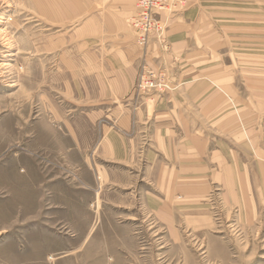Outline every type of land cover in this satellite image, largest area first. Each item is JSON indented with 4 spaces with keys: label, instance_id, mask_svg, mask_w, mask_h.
<instances>
[{
    "label": "rangeland",
    "instance_id": "obj_1",
    "mask_svg": "<svg viewBox=\"0 0 264 264\" xmlns=\"http://www.w3.org/2000/svg\"><path fill=\"white\" fill-rule=\"evenodd\" d=\"M94 1L0 0V264H264V0H135L122 102L203 139L207 172L158 189L143 140L128 196L96 167H120L98 154L103 128L130 135L108 117L76 123L110 77L91 65L110 70L91 58L88 20L104 36L109 16ZM176 152V170L191 164ZM153 195L175 201L158 215Z\"/></svg>",
    "mask_w": 264,
    "mask_h": 264
},
{
    "label": "crops",
    "instance_id": "obj_2",
    "mask_svg": "<svg viewBox=\"0 0 264 264\" xmlns=\"http://www.w3.org/2000/svg\"><path fill=\"white\" fill-rule=\"evenodd\" d=\"M103 1L107 2L105 8L98 9ZM90 4L92 5L91 1L89 2V8ZM94 5L97 6V11L109 12V16H107L104 23V36H101L102 32H99L102 30L103 25L99 23L97 16H93L94 18L91 17L88 20V33L90 34L93 31L95 33L94 38L89 36L88 40L91 42V45H96L91 58L100 62L103 60L105 64L110 65V70H104L101 65L96 62L94 64L92 60L91 65L95 75H108L110 77L108 81L105 79L97 80V83L100 84V87L97 88V92L99 93L97 98L102 99V101L88 104V114L86 116L80 115L81 119L77 120L76 123L87 122L95 126L99 119L108 117L116 121L121 131L130 135L125 137L119 131H115V129L110 127L103 128L102 135H100L101 142L98 154L104 158L105 163L111 164L110 166L120 165V167L115 169V171L108 168L99 170L96 167V171L103 174L105 180H109L108 184L121 189V194L125 193L128 196V193L125 191L143 179L144 170L142 165L138 163L134 166L136 162L135 157L137 158L139 155L142 141L149 140L150 143L146 154L147 157L150 156L151 158V164L148 165L151 169L147 172L151 173L152 181L157 183L158 189L161 186L166 187L167 184L172 182L174 185L176 173H178L177 178L181 177L180 179L183 180L188 179L187 176H195L204 181L206 179L204 174L207 172V167L203 159V152L206 150V143L203 139L200 137L193 138L190 131L186 133L184 125L176 128L171 124L170 120L163 121L161 125L159 116H164V113L153 112L152 109L151 111H144V113L137 112L133 115L130 108L122 102V99L127 97L131 91L136 78L135 69L132 67L130 61H136L140 54L134 45L133 35L126 23V18L135 6V0H95ZM72 17H75L74 14ZM92 27L94 30H92ZM83 29L84 24L79 30ZM185 43L186 39L185 42H182L184 50H186V47L187 49L190 48L192 41L189 38L187 46H185ZM115 60L123 61L125 65L120 64L117 67L114 62ZM198 102H195V106H197ZM191 104L187 103L186 107H191ZM163 106L167 107L168 105L165 103ZM150 114L151 120L149 119ZM179 133L180 135L178 136ZM97 137H99V133L94 138H89V140L92 142ZM75 138L81 139L80 136H75ZM76 150L82 152L84 147H77ZM176 150L183 151L185 155L189 156L190 158L186 161L191 164L181 166L178 163V170H176L175 164L177 163L174 164V155L177 154ZM178 154H181V152H178ZM160 156L171 158L172 163L168 165L160 163ZM191 165L194 166L192 167ZM132 175L135 176L132 177ZM158 196L153 195L151 201L152 204H156L154 212L160 215V202H174L175 200L170 199L167 201L165 198L161 199Z\"/></svg>",
    "mask_w": 264,
    "mask_h": 264
},
{
    "label": "bare ground",
    "instance_id": "obj_3",
    "mask_svg": "<svg viewBox=\"0 0 264 264\" xmlns=\"http://www.w3.org/2000/svg\"><path fill=\"white\" fill-rule=\"evenodd\" d=\"M139 2H143V0H139ZM146 11L148 12L149 11V8H147L146 9ZM4 31V30H3ZM1 33H3L2 31H1ZM142 42V41H141ZM13 56H14V54H12ZM7 66H9V64L8 63H3V64H0V67H2L3 69L5 68V67H7ZM0 70H1V68H0ZM13 87V86H12ZM137 113V112H136ZM51 258V257H50ZM51 259H53V258H51Z\"/></svg>",
    "mask_w": 264,
    "mask_h": 264
},
{
    "label": "built area",
    "instance_id": "obj_4",
    "mask_svg": "<svg viewBox=\"0 0 264 264\" xmlns=\"http://www.w3.org/2000/svg\"><path fill=\"white\" fill-rule=\"evenodd\" d=\"M140 3L143 4V9L148 8V6H149V4L146 3L144 0H143V2H140Z\"/></svg>",
    "mask_w": 264,
    "mask_h": 264
}]
</instances>
